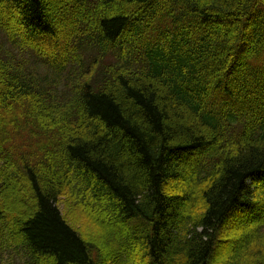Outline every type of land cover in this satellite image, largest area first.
<instances>
[{
	"label": "trees",
	"instance_id": "trees-1",
	"mask_svg": "<svg viewBox=\"0 0 264 264\" xmlns=\"http://www.w3.org/2000/svg\"><path fill=\"white\" fill-rule=\"evenodd\" d=\"M12 248L264 264V0H0V260Z\"/></svg>",
	"mask_w": 264,
	"mask_h": 264
},
{
	"label": "rangeland",
	"instance_id": "rangeland-1",
	"mask_svg": "<svg viewBox=\"0 0 264 264\" xmlns=\"http://www.w3.org/2000/svg\"><path fill=\"white\" fill-rule=\"evenodd\" d=\"M76 54L80 55V52L78 51V52H76ZM84 60L86 61V59H84ZM70 63H71V60H70L69 64ZM39 66L41 68L43 67L42 65H39ZM63 84H64V82H63ZM63 84H62V86H63ZM187 161H188V163H191L192 159H189ZM77 182L78 183L75 184V186H74L75 193H79L80 190L86 189V183L84 181H77ZM60 210L62 211V213L65 212L64 204H61ZM249 223H250V220H249ZM234 225L235 226H238V225L242 226L244 224L239 223L237 221H234ZM7 254H8V256L6 257L7 261L5 259H1L0 260V264H23L26 261V259H27L26 253H24V252H22L20 250H15V248H12L9 251V253H7ZM125 259H126V257L124 256L119 261H121L123 263V260H125Z\"/></svg>",
	"mask_w": 264,
	"mask_h": 264
}]
</instances>
